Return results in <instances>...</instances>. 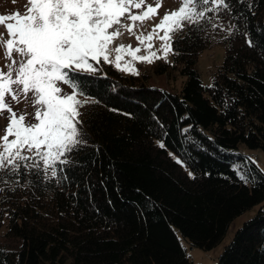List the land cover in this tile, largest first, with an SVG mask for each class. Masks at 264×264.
I'll return each instance as SVG.
<instances>
[{
  "label": "trees",
  "instance_id": "1",
  "mask_svg": "<svg viewBox=\"0 0 264 264\" xmlns=\"http://www.w3.org/2000/svg\"><path fill=\"white\" fill-rule=\"evenodd\" d=\"M226 2L174 32L172 60L153 65L183 77L177 91L104 63L83 80L87 143L67 181L21 168L0 183V264H194L181 238L211 249L256 204L214 264H264V172L240 150L264 151V0ZM215 43L223 61L206 84L199 56Z\"/></svg>",
  "mask_w": 264,
  "mask_h": 264
},
{
  "label": "snow or ice",
  "instance_id": "2",
  "mask_svg": "<svg viewBox=\"0 0 264 264\" xmlns=\"http://www.w3.org/2000/svg\"><path fill=\"white\" fill-rule=\"evenodd\" d=\"M28 5L23 14L0 15V26L6 27L9 37L4 42L5 58L11 60L7 72L0 69V113H9L5 134L0 137V172L7 173L0 176V183L6 185L18 182L8 178L20 177L21 168L24 176L67 181L66 166L72 163L69 156L87 143L78 127L79 108L83 106L78 97L86 93L82 82L101 71L97 67L101 61L112 63L110 56L115 52V68L138 75L132 62L121 66L124 53L133 61L153 63L161 57L151 51V41L163 32L159 39L166 58L172 34L185 23L198 25L208 12L230 8L226 0H183L182 6L164 14L150 33L136 36L140 45L148 42V55H138L140 47L112 48V44L122 27L132 32L136 22L158 15L159 4L145 8V0H28ZM133 9L141 11L134 13ZM247 42L252 46L250 39ZM63 86L70 92L66 93ZM29 94L35 122H27L26 113L17 115L6 102L10 96L19 104L21 97L28 99ZM240 178L246 182L243 175Z\"/></svg>",
  "mask_w": 264,
  "mask_h": 264
},
{
  "label": "rangeland",
  "instance_id": "3",
  "mask_svg": "<svg viewBox=\"0 0 264 264\" xmlns=\"http://www.w3.org/2000/svg\"><path fill=\"white\" fill-rule=\"evenodd\" d=\"M183 0H145L144 7L151 4L152 6H156L157 4L161 5L158 8V15H156L153 19H147L143 23L136 22L132 32L127 31L125 28H121V35L116 38L112 44V48H116L120 45L131 46L133 49L136 47L141 48V52L138 55H148L147 44L145 41L144 45H140L136 39L137 35L146 36L148 33L152 31L154 25L158 24L160 20L163 18V15L170 12L178 10L180 6H182ZM28 5V0H0V15H12L16 12L23 14L26 11V7ZM134 13L139 12L141 10L133 9ZM127 24H131V21H125ZM186 24V23H185ZM0 34H3V38L0 39V69H3L4 72L8 71L6 67L7 64L11 63V60L5 58L6 47L5 41L9 38L6 32L5 26H0ZM163 35V32H160L159 35H155L153 40L151 41L153 47L151 51H154L160 56V59L154 60L153 63L147 62H139L133 61V58L127 53L123 54V58L121 60V66L126 67L129 62H132L135 69L138 72V75L149 74L150 77L147 79V83L150 86H157L164 88L170 92L177 91L181 83L183 81V77L179 74H176L174 78L168 80L165 74L156 75L153 73V65L158 60L171 61L172 60V36L170 40V48L171 50L167 54L165 58V54L163 52V41L159 39V36ZM173 35V34H172ZM13 56L16 59L19 57L16 53H13ZM224 56V48L219 44H213L208 48L204 49L199 56L198 68L200 71L201 78L204 83H210L212 74L217 70L218 66L222 63ZM115 57L116 53L113 52L110 56V60L112 63H104L105 65H111L115 68ZM121 72V71H120ZM125 75H130L129 72H122ZM134 75V74H133ZM64 91L66 93L70 92L68 86H63ZM81 99V96L78 97ZM33 97L29 94L28 99H24L21 97V101L17 104L15 101L11 99V97L6 98V102L16 111L17 115L26 113L27 114V122H35L34 120V112L35 108L32 105ZM9 123V113L4 110L0 113V137L5 134V129ZM11 139V137H10ZM240 150L244 155H248L251 159L259 166V168L264 172V151L260 149H250L245 145H240ZM26 155H31L30 153L25 152ZM259 204L253 205L249 209L243 211L241 214L236 216L228 227V231L223 237L222 241L218 243L211 249L204 250L198 247L190 246L187 241L181 238V244L186 252L188 258L194 264H214L217 261L219 254L222 252L223 247L230 241L233 236L235 230L239 228L242 223L252 217L257 211Z\"/></svg>",
  "mask_w": 264,
  "mask_h": 264
}]
</instances>
